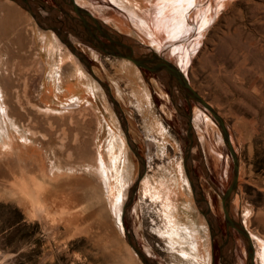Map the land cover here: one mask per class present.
I'll use <instances>...</instances> for the list:
<instances>
[{
  "label": "rangeland",
  "instance_id": "obj_1",
  "mask_svg": "<svg viewBox=\"0 0 264 264\" xmlns=\"http://www.w3.org/2000/svg\"><path fill=\"white\" fill-rule=\"evenodd\" d=\"M158 1L133 6L152 11ZM75 2L135 52L163 51L175 65L120 0ZM63 8L0 0V264H146L129 236L149 264H247V242L227 234L221 195L234 164L210 112L159 75L73 37L64 11L79 16ZM214 16L209 27L194 25L192 42H202L187 79L228 127L240 161L230 214L264 264V0H217ZM49 196L66 207L64 222ZM72 201L91 207L73 211Z\"/></svg>",
  "mask_w": 264,
  "mask_h": 264
},
{
  "label": "water",
  "instance_id": "obj_2",
  "mask_svg": "<svg viewBox=\"0 0 264 264\" xmlns=\"http://www.w3.org/2000/svg\"><path fill=\"white\" fill-rule=\"evenodd\" d=\"M58 5L60 0H54ZM69 7L73 8L75 13L79 16L80 24L83 26V29L86 31L85 36L81 35L84 43L92 46L98 52H102L107 56L114 57H122L127 60H130L134 63L138 68L146 69L152 73L159 75L162 79H165V84L169 87L171 91L177 90V92L183 96L188 102L194 101L197 104L203 106L206 111H209L214 120L219 125V128L222 132V137L225 145L227 146L230 155L233 159V179L228 190L221 195L222 206L225 214V220L227 223V231L228 235L231 236L230 230L235 229L239 235L247 242L248 248V261L247 264H255V252L253 245L250 242V235L246 228L241 223L233 222L230 214L231 210V201L233 195L238 190L239 186V176H240V161L239 157L235 151V148L232 144L231 135L229 133L228 127L224 121V119L217 113L213 107H211L200 95L197 93L192 87L187 79V77L171 62L163 59L160 56H157L153 52H147L143 54H139V52H135L133 46L123 42L121 37L110 32L106 26L97 20L90 12L86 9L77 5L75 0H64ZM66 14V11H64ZM90 19L92 21V25H90L86 19ZM76 21V18L75 20ZM57 33L61 36L62 32L60 30H56ZM74 31V30H73ZM103 39L107 40L104 41ZM68 47L74 54H78L82 58H84L81 53L77 52L73 47L71 42H68ZM135 47H140L139 45ZM85 59V58H84ZM93 75V73H91ZM96 80L97 78L93 76ZM109 91V88H107ZM109 97L111 98V94L109 92ZM192 128V124L190 123ZM127 143L131 147L130 140L128 138V134L126 132ZM190 156V152L187 155ZM186 172L191 181V188L193 190V194L196 195L197 192L195 190V183L192 181L190 172L187 166ZM207 211L210 212L209 205H206ZM125 234L126 231H125ZM129 244L133 247L135 252L139 255V257L144 261V263L149 264L146 260L145 255L136 247V245L132 242L131 237L129 236Z\"/></svg>",
  "mask_w": 264,
  "mask_h": 264
},
{
  "label": "bare ground",
  "instance_id": "obj_3",
  "mask_svg": "<svg viewBox=\"0 0 264 264\" xmlns=\"http://www.w3.org/2000/svg\"><path fill=\"white\" fill-rule=\"evenodd\" d=\"M120 1H121L122 5L124 6V8L130 14V17L132 18V21L135 24V26L146 36V38H148V39L150 38L151 41H149V43L153 42L154 40L159 41L160 43L157 42L156 45L160 49L165 50V55L169 56L172 59V61H173V58H175V60H176L175 65L187 77V71L191 67V64L193 63V55H194L193 53H196V51L198 49V46H196V45L197 44L200 45L202 42V39H201V41L200 40L198 41V39H195L198 42L197 41H195L194 43L192 42V40H194V38H195L194 32L197 31L196 28H198V27H200V29L202 27H209L211 22L215 20L216 17L214 16V13H215V3L217 0H196L197 6H199L196 8V6L194 5V7L196 9L193 7V1L194 0H160V1H158V3H156V5L152 11H150V10L146 11V9L142 10L143 6L141 7V5L139 8H135L133 6V0H120ZM59 4H60V6H62V9L64 10L63 5H65L67 3L64 0H60ZM192 7H193V10H192ZM71 9H72V13H74L75 11L73 10V8H71ZM206 9H208L212 12L211 18L210 17L207 18L204 16V18H205L204 19L202 17L204 15ZM190 11H191V13L189 16L188 12H190ZM179 14H182L181 17L178 16ZM66 16L70 17L72 20H75V17L67 11H66ZM191 16H196L195 19L200 20L201 23L196 22L193 24V22L191 21ZM86 20L90 25L94 26L90 19L87 18ZM66 21L69 22L71 20L69 18L65 17V22ZM76 21H77V19H76ZM102 23L104 25H107L105 22H102ZM194 25L196 28L194 27ZM66 27H67V25H66ZM200 32L201 31H198L199 37L203 36V34H201ZM70 34L73 37H76L74 35V33L71 32ZM188 34H190L189 37L187 36ZM61 38H62V41L67 45L68 41L65 40V37L64 38L61 37ZM91 48H93V47L91 46ZM144 51H146V50H144ZM148 52H152V51H148ZM156 52H158V51L156 50ZM156 52L153 51V53H155L157 56H161V54H163V51L160 55L157 54ZM78 57H80L84 62L86 61L81 56L78 55ZM190 59H191V61H190ZM48 65L52 71L54 69V67H53L54 64L49 63ZM41 66H42V64H41ZM53 76L50 77V79H51V80L49 79L50 81L48 80L49 81L48 84H51V85L53 84L52 83ZM164 83H165V79H164ZM54 86L56 87L55 89L57 91H59V92L62 91L61 85L57 86L54 84ZM64 91H66V94H65L66 96H69V95L72 96V94H73L72 88H70V87H67V89H65ZM7 124H9V123H7ZM15 133H17V132H15ZM232 144H233V141H232ZM14 145H16L15 141H14ZM9 147H10V145H9ZM108 151H110L109 145H108ZM110 153L112 155V151H110ZM242 225L245 227L244 223ZM249 235H250V233H249ZM250 242L254 248V243L251 239V235H250ZM259 249H261L260 250L261 256H262V259L264 260V241L260 242ZM257 250H255V248H254L255 253Z\"/></svg>",
  "mask_w": 264,
  "mask_h": 264
},
{
  "label": "crops",
  "instance_id": "obj_4",
  "mask_svg": "<svg viewBox=\"0 0 264 264\" xmlns=\"http://www.w3.org/2000/svg\"><path fill=\"white\" fill-rule=\"evenodd\" d=\"M77 21H79L78 19H77ZM67 28V27H66ZM59 202V201H58ZM48 205H49V207H50V209L51 210H56V213L58 214L57 216H56V219H59V220H61V222H62V219H63V222H64V212H65V210H66V207L65 206H59V208H56L57 207V205H58V203H57V201L56 200H52V197L51 196H49V198H48ZM82 205H84V206H82ZM82 206V207H81ZM86 206H88V208H90L91 207V205H86V204H81V203H79V201H72V204H71V208H72V210L73 211H81V208H83V207H86ZM59 214H62V218L61 217H59ZM76 220H79L78 219V217L77 218H72V221L73 222H75Z\"/></svg>",
  "mask_w": 264,
  "mask_h": 264
},
{
  "label": "flooded vegetation",
  "instance_id": "obj_5",
  "mask_svg": "<svg viewBox=\"0 0 264 264\" xmlns=\"http://www.w3.org/2000/svg\"><path fill=\"white\" fill-rule=\"evenodd\" d=\"M47 15V14H46ZM66 18H69L71 21H66V25L67 26H69V27H71L76 33L74 34L80 41H82V42H84L83 41V39H82V37H81V35H83V36H85V30L83 29V26L80 24V23H78L77 21L75 22L74 20H72L70 17H68V16H66ZM51 19L53 20V21H55V16H53L52 14H51ZM54 23V22H53ZM56 23V22H55ZM82 26V27H81ZM77 33H79V34H81V35H79V34H77ZM91 47V46H90ZM93 49V48H92ZM232 218V217H231ZM232 220H233V222H235V223H238L237 221H235L233 218H232ZM213 229V228H212ZM228 234V233H227ZM228 237H230L229 235H228ZM214 242H215V240H214Z\"/></svg>",
  "mask_w": 264,
  "mask_h": 264
}]
</instances>
